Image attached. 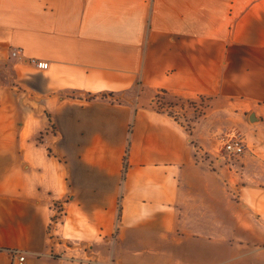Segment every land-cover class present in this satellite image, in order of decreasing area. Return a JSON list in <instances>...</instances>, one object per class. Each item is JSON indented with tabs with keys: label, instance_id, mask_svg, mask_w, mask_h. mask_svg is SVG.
Here are the masks:
<instances>
[{
	"label": "crops",
	"instance_id": "obj_1",
	"mask_svg": "<svg viewBox=\"0 0 264 264\" xmlns=\"http://www.w3.org/2000/svg\"><path fill=\"white\" fill-rule=\"evenodd\" d=\"M6 88L47 113L0 111V264H264V0H0ZM161 90L212 97L193 134Z\"/></svg>",
	"mask_w": 264,
	"mask_h": 264
},
{
	"label": "rangeland",
	"instance_id": "obj_2",
	"mask_svg": "<svg viewBox=\"0 0 264 264\" xmlns=\"http://www.w3.org/2000/svg\"><path fill=\"white\" fill-rule=\"evenodd\" d=\"M161 95H163V96H165V97H167L173 101L175 100L178 102H182L181 104H183V106L174 105L173 107H170L168 110H169V112L172 113L173 117H175L182 124L186 125L185 124V121H186L187 125L189 126V127L186 126L187 129H189L191 134H193V130H195L196 125H199L200 120H202L204 117H206L208 107L205 105L210 100L204 99L203 101H200L201 99L199 97L196 100L195 99L186 100V99H183V98L178 97V96H173L171 93H167V94L161 93ZM0 97L7 104V108L6 109H0V111L3 114V116L6 117L5 122H7V123L11 122L10 123L11 134H13L14 136L15 135L18 136V134H16V133L18 132L20 134L22 131H23V134H25V133L29 134V132H31V130L35 127V126H31V125L33 123H38L37 122L38 120L33 121V119L34 118L38 119L40 117H44L45 114L47 113V110L44 109L45 110L44 111L45 113H44L42 111V109L38 106L41 103H44V102L47 103V99H45V98H40V99H38L37 97L32 98L30 93H27V94L23 93V94L15 95L14 93L9 92V88L4 89L3 93H0ZM191 101H196V103L199 102L200 104L205 106V107L201 108V113H199V112L194 113L193 107L190 106V103H189ZM252 113H255V112H252ZM252 113H250V118H251ZM218 114L220 116H224L223 112H218ZM198 115H199V117H196ZM47 117H48V115H47ZM259 119L260 118L258 117V119H255L252 121L256 122V121H259ZM24 122L27 123L26 127L24 126ZM234 136H238L239 138H242L238 134L234 135ZM227 139L228 138H225V141ZM223 144H224V141L221 142V144H219V149L222 152H224L222 150ZM29 145H30V147H29ZM39 145H41V146L39 147ZM39 145L33 147L31 142H28V144H27V142H24L23 147L26 148V150L30 149L33 151V153H36V155L39 156L38 157L39 158V164H43V162L45 160L44 159V155H45L44 151L47 150L46 149L47 143H39ZM47 151L50 153L51 149H48ZM202 155L205 156L206 154H202ZM30 160H32V158ZM26 163H30V162L25 161L26 169H28L29 166ZM44 166H46V169L47 168L50 169V170H47L48 174H46V175H47V179H49L51 181L50 175H51V173L53 174V171H54L52 164L46 163ZM22 168H23V165H22ZM36 177H37L36 181L39 182V180L41 178H43L44 176H41V174L38 173V175H36ZM26 179H27V177H26ZM53 181H55V180L52 179V182ZM58 201H59V203H58L59 206H58V208H55L54 215H56L57 209H59V211L61 212V215H62V200H58ZM54 218H55V216H54ZM56 219H57V217H56ZM60 222H61V220L58 221L57 223H52V225H50V232H51V234L54 235L53 237H55L56 226Z\"/></svg>",
	"mask_w": 264,
	"mask_h": 264
},
{
	"label": "built area",
	"instance_id": "obj_3",
	"mask_svg": "<svg viewBox=\"0 0 264 264\" xmlns=\"http://www.w3.org/2000/svg\"><path fill=\"white\" fill-rule=\"evenodd\" d=\"M21 52L20 49L12 51L13 56H18ZM32 63H34L37 67L41 69L48 68L49 63L44 60H38L36 58L30 59ZM222 150L229 156L240 155L243 154L246 150V144L242 138L238 136H233L225 141ZM12 259H14V264H25L26 254L21 250H13L11 252Z\"/></svg>",
	"mask_w": 264,
	"mask_h": 264
},
{
	"label": "trees",
	"instance_id": "obj_4",
	"mask_svg": "<svg viewBox=\"0 0 264 264\" xmlns=\"http://www.w3.org/2000/svg\"><path fill=\"white\" fill-rule=\"evenodd\" d=\"M161 93L167 94L168 92L165 91V90H161L160 92L157 93V95H156V102L153 104V108L156 111H158V112H168L169 115L173 116L172 113L169 112L168 109L170 107H173L174 105L183 106V104H181L182 102H178V101H175V100L173 101V100H171V99H169V98L161 95ZM199 98L201 99L200 101H203L204 99H209V100L212 99V97H206V95H199ZM189 103H190V106L193 107L194 113H197V112L201 113V108H203V107L206 106V105L204 106V105L200 104L199 102L196 103V101H191ZM196 117H199V115L196 116ZM185 124H186L185 126L189 127L187 125V122L186 121H185ZM58 203H59V201H56L54 203V210H55V208H58V206H59ZM54 216H55V218H54ZM62 216H63V209H62V215H61V212L59 211V209H57L56 215H53V217L51 219V222H50V225H52V223H57L60 220L62 221ZM56 217H57V219H56ZM50 225H49V229H50Z\"/></svg>",
	"mask_w": 264,
	"mask_h": 264
}]
</instances>
